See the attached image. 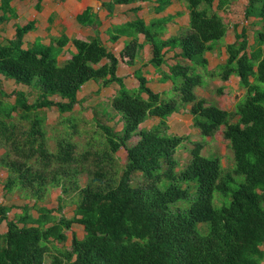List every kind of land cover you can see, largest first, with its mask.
<instances>
[{"label": "trees", "instance_id": "16d2710c", "mask_svg": "<svg viewBox=\"0 0 264 264\" xmlns=\"http://www.w3.org/2000/svg\"><path fill=\"white\" fill-rule=\"evenodd\" d=\"M10 1L1 0L4 13H11ZM156 1L159 10L170 2ZM182 1L189 14L186 31L162 38L165 19L146 25L136 18L111 36H131L119 55L107 50L97 35L83 40L62 34L54 44L23 47L32 22L16 25L14 36L0 44V76L30 89L8 93L0 88V167L7 173L2 188L26 200L20 206L0 203V223L6 224L0 233V264H264V0H247L244 8L243 16L254 18L252 41L242 27L225 44L224 62L212 69L205 53L224 38L227 25L219 11L235 0ZM76 20L98 25L91 7ZM138 33L152 47L150 64L159 79L171 82V96L153 91L140 72L133 88L116 74L120 59L132 64L137 57ZM69 40L75 51L60 63L57 55ZM166 46L179 49L172 64L164 59ZM232 75L243 90L232 110L195 93L206 77L226 82ZM88 80L118 84L104 112L108 119L118 115L122 127L115 130L96 121L78 150L76 123L67 119L70 124L52 138L42 109L54 106L59 114L72 113L81 102L77 92ZM216 92L221 94L223 87ZM29 93L36 95L31 102ZM188 105L204 138L223 127L233 169L225 168L218 155L203 154L199 141L193 142L183 164L174 156L186 137L169 133L167 119ZM150 117L158 122L140 128ZM134 135L137 140L129 143ZM121 148L126 153L120 165L116 153ZM235 175L243 181L232 187ZM56 187L57 205H39ZM66 205L73 206L70 217L61 213ZM17 207L20 211L9 218ZM72 223L82 225L83 235L72 232L69 247L63 246ZM200 223L207 228L199 229Z\"/></svg>", "mask_w": 264, "mask_h": 264}, {"label": "crops", "instance_id": "0c3cea01", "mask_svg": "<svg viewBox=\"0 0 264 264\" xmlns=\"http://www.w3.org/2000/svg\"><path fill=\"white\" fill-rule=\"evenodd\" d=\"M36 2L37 0H11L9 3L11 13H4L1 10L0 0V16L3 17V19H0V44L14 36L16 25H24L27 22H32V29L24 35L23 47H31L36 42L43 45L54 44L55 39L62 34L66 35L70 39L79 38L83 40L97 35L107 50L115 55H119L121 49L131 39V36H126L121 33L116 40L112 39L111 36L117 33V29L115 28L119 25H124L136 18L141 19L146 25L161 22L165 19L166 23L164 24V33L162 38L177 36L186 31L188 28L189 14L182 0H170L169 4L163 10L158 9V3L156 0H133L129 3L120 4H111V0H41L40 9H36ZM86 7H91L92 11L96 14L98 18V25H84L76 20V16ZM250 18L251 20L249 22L251 23L254 18ZM234 27L235 28L232 27L233 34L231 37L228 36L229 29L227 28L222 42L217 43L212 51H207L205 53L208 60V69L215 68L217 64L224 62L226 58L225 44L233 42L235 40V32H239L236 28L237 25ZM137 37L138 43L141 44V49L137 57L132 64H127L120 59L116 69V74L122 77L123 84L127 88H133L138 85L135 73L140 72L145 76L148 87L155 92L164 94L170 89L171 82L169 80L162 82L159 79L158 72H156L150 64V58L152 56L151 45L144 40L143 33H138ZM249 41H252V37L251 40L249 38ZM74 51L75 47L69 40L63 47L60 48L57 55L58 61L60 63L66 61L71 57ZM163 51L166 63H174V55L179 52V49L177 47L166 46ZM219 59H222V61ZM103 62H105V60H103ZM162 69L167 70V65L163 64ZM211 80L214 79H209V81ZM228 81L232 82V85L236 88V90L240 89L242 91V89L239 88L237 79L234 75L230 76ZM228 81L223 83L227 84ZM93 84H96L98 90L113 87L114 90L111 92L114 93L118 88V84L116 83H111L108 86H101L95 80H88L77 92V98L78 93L83 90L82 88L86 90ZM10 86L12 87L9 91L24 90L26 92V89L22 87L24 86L23 84L16 83L13 79L0 76V88L6 91V88ZM113 94H110V97ZM29 95L33 97L32 100L36 97L35 93H29ZM53 98L58 99L59 97L54 96ZM9 100L13 101L11 98H9ZM32 100L29 101L31 102ZM45 109L48 108H43L42 111ZM150 119L157 120L156 123L158 122L157 117L147 118L143 122ZM141 126L143 125H140V127ZM121 127L122 124L118 130H120ZM19 211H14L13 216ZM4 223L1 222L0 224L3 225ZM5 230L6 229L2 232Z\"/></svg>", "mask_w": 264, "mask_h": 264}, {"label": "rangeland", "instance_id": "374dc122", "mask_svg": "<svg viewBox=\"0 0 264 264\" xmlns=\"http://www.w3.org/2000/svg\"><path fill=\"white\" fill-rule=\"evenodd\" d=\"M247 3V0H235L231 5L228 6L227 10L220 11V15H222L224 22L227 25V28L229 29L228 36L231 37L233 34V28L237 25V30H241L242 27L247 28V34L251 40V31L253 30V27L250 25L251 18L246 19L243 16L244 8ZM223 39H220L217 41V43H221ZM222 61V59H219ZM237 79V78H236ZM207 83L204 86H199L195 89V93L199 97H204L208 102H215L220 108L225 110H232L235 106V103L237 99L240 97L241 93H243V90L237 89L232 85L231 81H228L227 84L221 82L218 79H214L209 81V78L206 77ZM13 85V84H12ZM18 86V85H17ZM16 86V87H17ZM222 86L223 92L221 94H218L216 92V88ZM10 87L6 88V92L9 91ZM26 89V92H28L30 89L28 86L24 85L22 86ZM83 87V86H81ZM80 87V88H81ZM78 93V98L81 100L80 103H77L74 105L72 113H64L59 114L58 111L54 106L43 110L44 116H45V130L48 136L57 135L59 132L63 131V128L65 126L70 124V121L67 120L71 118L73 122L76 123L77 128V134L74 136V140L78 141L79 146L78 150H80L83 142L85 139L91 134L93 130L96 128V121H100L102 123L109 124L113 126L115 130H118L122 124H120V121L117 119L119 116L115 115L113 118L108 119L109 116L106 115L104 111V108L106 107V110L109 111V102H110V94H113V87L111 88H102L98 90L96 87V84H93L91 87L84 90L82 88ZM167 91L166 97L171 96L172 93ZM113 96V95H112ZM29 100H32V96L28 95ZM11 100H13V95L10 96ZM104 106H103V105ZM157 120H148L140 125H143L141 127H151L156 123ZM168 123V132L175 135H182L186 137L184 142L180 145V147L176 148L174 150V156L179 160L180 164H183L187 158L189 157V148L193 146V142L199 141L203 144L201 152L205 155L208 154H214L218 155L220 157L221 164L225 168L233 169V162H232V154L230 149L227 145V140H225L222 136V129L221 127L218 131L215 132V134L212 137H203L199 134L198 129L193 125L191 121V114L189 113V105L181 107L178 111L173 112L167 119ZM139 125V127H140ZM140 127V128H141ZM49 138L50 144H53L54 139ZM137 136L134 135L130 138L129 143H134L137 140ZM3 152V149L0 148V154ZM125 150L124 148H121L117 151L116 155L119 159V164L121 165L124 162L125 157ZM5 169L0 167V203H13L15 205H22L23 203H26V200L19 198L16 192H12L11 194H8L5 192L2 188V180L6 176ZM85 180V176H80V183H83ZM243 181V177L241 175H235V182L231 183L232 187H235L237 184L241 183ZM192 188V189H191ZM191 192L194 191V187H191ZM59 188H52L48 195L46 196L45 200L43 202H39V205H46L47 207H55L57 205V196L59 194ZM216 195V194H215ZM29 204H32V201H28ZM179 204L182 203L183 207H187V201L186 200H180L178 202ZM217 207L220 206L216 205ZM72 205H66L63 207L61 213L64 214L66 217H70L72 215ZM19 207L16 209H12L8 216L9 218L13 217L14 211H19ZM18 213V212H16ZM33 213L36 214L35 210H33ZM4 223V222H3ZM4 225V226H3ZM1 225L0 224V232H2L5 227V223ZM207 223H200L198 225L199 229L207 228ZM75 233L77 237L81 238L83 235V227L82 225L78 223H72L71 227L66 230L67 239L65 242H63V246L69 247L70 245V239L71 234ZM58 245H61L60 243H57Z\"/></svg>", "mask_w": 264, "mask_h": 264}]
</instances>
